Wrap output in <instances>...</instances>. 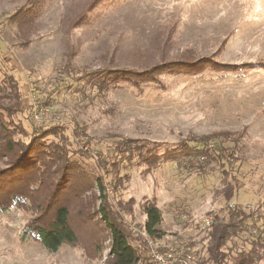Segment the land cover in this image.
Returning <instances> with one entry per match:
<instances>
[{
	"label": "rangeland",
	"instance_id": "obj_1",
	"mask_svg": "<svg viewBox=\"0 0 264 264\" xmlns=\"http://www.w3.org/2000/svg\"><path fill=\"white\" fill-rule=\"evenodd\" d=\"M25 1L0 0V110L11 109L23 129L16 139L28 142L58 126L45 140L65 147L70 163L81 165L90 186L83 206L95 223L99 175L109 208L127 232L141 237L143 204L154 203L163 217L162 239L186 238L199 263L211 264L203 261V219L235 203L250 217L227 251H249L256 240L249 229L264 225V0H48L23 28L26 40L9 20ZM203 58L244 66L97 87L109 72L148 73ZM11 80L16 101L3 84ZM34 107L46 110L39 124ZM121 139L146 149L157 145L172 159L148 168L118 152ZM203 139L232 156L225 150V159L197 157L192 164L190 155L179 153L184 145L202 148ZM29 216L16 206L0 210V264H111L105 230L97 257L72 245L50 252L22 238ZM97 228L103 229L100 221ZM255 264H264V253Z\"/></svg>",
	"mask_w": 264,
	"mask_h": 264
},
{
	"label": "trees",
	"instance_id": "obj_2",
	"mask_svg": "<svg viewBox=\"0 0 264 264\" xmlns=\"http://www.w3.org/2000/svg\"><path fill=\"white\" fill-rule=\"evenodd\" d=\"M47 1L26 0L9 18L10 22L17 25L21 36L26 33L23 28H30ZM22 39H25L24 36ZM242 66L244 65L220 64L211 58H203L194 63L167 64L158 67L156 71H147L148 73L125 70L109 72L103 76L97 87L119 82L133 85H137L138 82H151L155 80V76L162 73L197 75L207 68L217 72H236ZM3 84L5 89L13 93L11 98L16 101L17 85L12 83V80L10 83L3 81ZM13 104L16 105L17 102ZM10 110L9 108L0 110V164H4V167L0 166V210L16 206L30 213L22 238L34 241L50 252H55L62 245H72L79 246L97 257L102 252L100 241L105 230L109 239L111 264H153L149 261L142 238L127 232L121 218L111 212L104 197V185L99 175L95 180L100 203L97 210L92 213L98 221L95 223L91 215L86 213L88 208H84L83 199L88 180L80 169L81 165L74 161L70 163L65 147L45 140L49 135L57 134L54 131L58 126L35 132L28 142H22L16 139V135L23 133V129L8 114ZM227 136L228 134L223 135ZM208 140H198V143L203 145L202 148H188L184 145L180 147L179 153L190 155L192 164H197L200 157L203 158L202 161L225 159L227 155L224 151L227 149L218 145L216 149H210ZM225 140L238 142L237 139ZM137 143L131 139H121L116 143V148L122 155H134L140 164L148 168L172 159V154L167 150L159 153L157 145L146 149L145 145ZM227 152L232 156L231 150ZM89 187L88 185V189ZM143 213L145 215L143 230L153 238H162L161 211L154 203L146 202L143 204ZM249 217L250 215L244 212L240 205L234 208L227 207L223 216L216 214L215 220L206 230L208 242L203 261L219 264H255L260 261L264 253L262 241H252L249 251H241L234 256L227 251V242L245 230V223ZM99 221L102 223L101 230L97 228ZM190 246L194 248L192 243Z\"/></svg>",
	"mask_w": 264,
	"mask_h": 264
},
{
	"label": "built area",
	"instance_id": "obj_3",
	"mask_svg": "<svg viewBox=\"0 0 264 264\" xmlns=\"http://www.w3.org/2000/svg\"><path fill=\"white\" fill-rule=\"evenodd\" d=\"M46 110L34 107L33 120L36 124H39L42 116ZM203 158H200L202 160ZM237 204L229 203L223 209L221 208L217 212L211 211L203 219L202 229L207 230L215 220L216 214H221L222 210L226 213L227 207L234 208ZM252 205H244V209L251 210ZM250 234L256 240H264V225L262 228L252 226ZM142 239L145 242L148 256L153 264H196L199 262V254L193 250L189 241L180 236L171 237L170 240L162 238H153L145 230L140 232ZM219 264V263H211Z\"/></svg>",
	"mask_w": 264,
	"mask_h": 264
}]
</instances>
